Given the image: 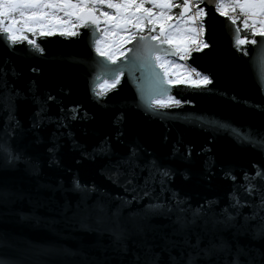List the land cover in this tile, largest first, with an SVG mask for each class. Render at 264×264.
Listing matches in <instances>:
<instances>
[{
    "label": "water",
    "instance_id": "1",
    "mask_svg": "<svg viewBox=\"0 0 264 264\" xmlns=\"http://www.w3.org/2000/svg\"><path fill=\"white\" fill-rule=\"evenodd\" d=\"M204 7L207 11L204 38L209 47L192 52L188 63L201 74L209 75L212 82L206 86L165 84V94L153 87L150 74L139 64L129 71L135 41L129 42V51L117 58L116 64L123 68L119 84L97 99L99 83L111 80L112 76L102 70V65H113L95 52L92 41L98 36L93 35L92 29L81 27L75 37L60 33L39 35L36 41L43 53L27 41L12 44L0 35V81L23 93V98L16 101V119L28 129L37 110L33 95L40 100L49 95L54 98L47 102L50 119L39 129L26 131L21 141V146L26 145L27 153L38 161L39 176L26 177L24 181L10 178L0 185L7 189L0 196L11 194L6 202H0V233L16 246L0 251L17 256L20 264H94L103 259L96 249L70 257H38L27 250V244L50 240L68 247L75 245L71 237L80 235V230L59 219L65 203L75 205L79 199L80 193L71 184L74 174L82 183L95 184L113 196L126 195L101 173V168L126 155L131 141L147 148L141 162L154 159L177 170L169 187L192 207L205 199H214L219 208L225 206L233 182L223 176L222 167L231 166L237 181L243 182V172H250V165L264 164V155L240 142L253 130H264V39L255 36L257 44L237 45L235 41L240 37L237 23L208 5ZM6 91L0 86V131L7 114L2 100ZM166 96H173L180 104L165 107L152 104V100ZM61 109L65 113L72 110L78 118L65 120L67 127H57ZM117 114L123 117L118 125L113 123ZM118 132L122 135L118 136ZM104 137H109L113 145L111 157L81 158L82 150L91 152ZM53 143L58 145L55 157L58 164L50 163L48 148ZM173 145L180 152L189 146L191 158L173 157ZM213 163L211 175L206 176L207 166ZM185 169L190 174L187 180L180 175ZM5 174L12 177L17 173L7 170ZM58 184L62 187H56ZM154 187L159 192V186ZM96 195L91 196L89 203ZM127 195L130 199L131 193ZM162 195L167 198L169 193ZM21 212L57 217L56 228L64 237L50 232L43 222L35 226L29 220H21ZM152 222L160 224L166 220L157 216ZM85 237L94 238L87 234ZM241 240L247 242L246 237ZM254 246L259 248L260 242H254ZM17 248L21 252L17 253Z\"/></svg>",
    "mask_w": 264,
    "mask_h": 264
},
{
    "label": "snow or ice",
    "instance_id": "2",
    "mask_svg": "<svg viewBox=\"0 0 264 264\" xmlns=\"http://www.w3.org/2000/svg\"><path fill=\"white\" fill-rule=\"evenodd\" d=\"M204 5L233 24L237 17L230 12L239 10L243 17L241 26L253 37L264 39V0H0V35L12 44L27 41L43 53L44 49L27 33L43 36L59 31L61 35L75 37L81 27L92 29L94 36L101 37L92 41L95 52L113 65H102L103 71L112 74L111 80L106 81L110 89L117 87L123 73V68L116 64L118 55L129 51L124 48L125 44L135 41L129 57V71L139 64L150 74L153 87L165 94V84L206 86L212 82L209 75L201 73H197L199 79L195 80L173 79L169 75V61L164 58L175 53L183 59L193 50L209 47L202 38L207 16ZM235 43L255 45L258 41L237 37ZM0 86L7 90L2 98L7 114L0 131V185H3L10 178L24 181L26 177L39 176L38 161L27 153L26 145L21 146V141L26 131L39 129L50 119L47 102L54 98L49 95L40 100L33 95L37 110L29 128L25 129L16 119V101L23 98V93L11 90L6 81H0ZM95 95L100 99L106 93L96 92ZM166 103L179 104L180 101L173 98L152 100L157 107ZM77 118L72 110L65 113L61 109L57 127H67L65 120ZM122 119V115L117 114L113 123L118 125ZM117 135L122 134L118 132ZM240 142L264 155V130H253ZM57 148L55 143L48 148L50 163H59L55 158ZM145 152L146 147L131 141L126 155L115 162L110 160L101 168L102 174L124 190V196H113L95 184L82 183L74 174L71 184L80 196L75 205L65 203L59 219L80 230L81 234L76 237L68 234L75 239V245L68 247L50 240L29 241L27 250L38 257L56 258L83 255L86 249H96L103 259H97L94 264H264V164L250 165V172H243V182L237 181L231 166L222 167L223 176L233 182L226 194L225 206L219 208L214 199H205L192 207L185 197L169 187L177 170L154 159L141 162ZM112 153L111 140L104 137L91 152L82 150L81 158L111 157ZM177 155L190 159L191 148L185 146L180 152L173 145L172 156ZM212 167L214 163L207 166L206 176L211 175ZM7 170L17 174L8 177ZM180 175L187 180L190 174L185 169ZM156 185L159 192L155 191ZM165 192L169 193L167 198L162 195ZM0 193H7V189L0 187ZM128 193H131L130 199ZM93 194H97L96 198L89 203ZM9 195L0 196V202H6ZM114 201L118 203L113 204ZM157 216L164 217L166 222L154 224L152 218ZM20 218L35 226L43 222L50 232L62 238L65 235L56 228L57 217L21 212ZM85 234L94 238L86 239ZM241 237H246L247 242ZM256 241L260 242L259 248L254 246ZM8 247L16 246L0 233V249ZM16 251L19 253L21 249ZM0 264H20V261L17 256L0 251Z\"/></svg>",
    "mask_w": 264,
    "mask_h": 264
},
{
    "label": "rangeland",
    "instance_id": "3",
    "mask_svg": "<svg viewBox=\"0 0 264 264\" xmlns=\"http://www.w3.org/2000/svg\"><path fill=\"white\" fill-rule=\"evenodd\" d=\"M73 23H75V21H73ZM54 33H60L59 31H54ZM36 40V38H35ZM127 47V44L124 45V48ZM129 49V48H128ZM127 52V51H126ZM125 52V53H126ZM124 53V54H125ZM119 57V55H118ZM167 61H169V75L171 78L173 79H179V80H183L185 78H190V79H199V77L195 78L193 76V72L191 71V69L188 67L187 63L178 55H167L164 57ZM175 65H179L180 67L176 68L174 67ZM106 81H110V80H103L102 82L99 83V92H105L106 90L110 89L108 84L106 83ZM192 85H196V84H192ZM169 98H173L175 99L173 96H166V97H159L156 99H163L165 101H167ZM177 100V99H175ZM180 104V103H179ZM176 103H166L163 107L167 106V105H179Z\"/></svg>",
    "mask_w": 264,
    "mask_h": 264
},
{
    "label": "trees",
    "instance_id": "4",
    "mask_svg": "<svg viewBox=\"0 0 264 264\" xmlns=\"http://www.w3.org/2000/svg\"><path fill=\"white\" fill-rule=\"evenodd\" d=\"M234 13H237L238 16H237V19H236V23L239 27V30H240V34H241V38H247V39H252L253 36L251 34V32L248 30V29H245L241 26V21L243 19V17L240 14L239 10L235 11V12H230V14H234ZM27 35L29 36L30 39H35L37 36H39V34H31V33H27Z\"/></svg>",
    "mask_w": 264,
    "mask_h": 264
},
{
    "label": "built area",
    "instance_id": "5",
    "mask_svg": "<svg viewBox=\"0 0 264 264\" xmlns=\"http://www.w3.org/2000/svg\"><path fill=\"white\" fill-rule=\"evenodd\" d=\"M231 16H235V17H237L238 16V14L237 13H234V14H230ZM239 15H241V14H239ZM204 40H205V38H204V35H203V37H202ZM249 41H251V40H249ZM195 50H193L192 52H194ZM191 52V53H192ZM191 55V54H190ZM189 55V56H190ZM189 56H187L186 58H183V60L187 63V65H188V67L191 69V71L194 69L193 67H191L189 64H188V58H189ZM196 70V69H195ZM193 72V71H192ZM197 73H199L197 70L195 71V72H193V76L195 77V78H197L198 76H197Z\"/></svg>",
    "mask_w": 264,
    "mask_h": 264
},
{
    "label": "flooded vegetation",
    "instance_id": "6",
    "mask_svg": "<svg viewBox=\"0 0 264 264\" xmlns=\"http://www.w3.org/2000/svg\"><path fill=\"white\" fill-rule=\"evenodd\" d=\"M173 11H174V12H177V10H176V9H173ZM100 32H101V33L103 32V27H102V26H101V28H100ZM146 34H147V33H146ZM152 34H155V33H152ZM99 38H101V37H100V36H98V38H97V39H99ZM128 45H129V43L127 44V47H126L127 49L129 48V46H128ZM124 53H125V52H124ZM174 55H176V54H174ZM117 58H118V57H117Z\"/></svg>",
    "mask_w": 264,
    "mask_h": 264
},
{
    "label": "bare ground",
    "instance_id": "7",
    "mask_svg": "<svg viewBox=\"0 0 264 264\" xmlns=\"http://www.w3.org/2000/svg\"><path fill=\"white\" fill-rule=\"evenodd\" d=\"M176 99V98H175ZM174 106V105H173ZM175 106H177V105H175Z\"/></svg>",
    "mask_w": 264,
    "mask_h": 264
}]
</instances>
